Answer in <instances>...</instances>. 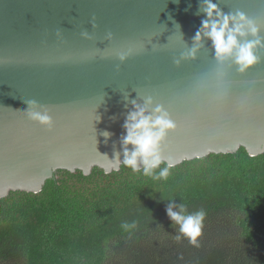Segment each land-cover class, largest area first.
<instances>
[{"label":"water","instance_id":"water-1","mask_svg":"<svg viewBox=\"0 0 264 264\" xmlns=\"http://www.w3.org/2000/svg\"><path fill=\"white\" fill-rule=\"evenodd\" d=\"M211 2L257 28L240 38L260 40L243 72L203 35L205 0H0V197L39 192L58 170L120 169L133 102L169 114L170 166L264 153V0ZM29 101L51 128L28 118Z\"/></svg>","mask_w":264,"mask_h":264},{"label":"trees","instance_id":"trees-1","mask_svg":"<svg viewBox=\"0 0 264 264\" xmlns=\"http://www.w3.org/2000/svg\"><path fill=\"white\" fill-rule=\"evenodd\" d=\"M181 205L205 212L197 244L168 215ZM0 264H264V153L240 147L149 175L58 170L39 192L0 197Z\"/></svg>","mask_w":264,"mask_h":264},{"label":"clouds","instance_id":"clouds-1","mask_svg":"<svg viewBox=\"0 0 264 264\" xmlns=\"http://www.w3.org/2000/svg\"><path fill=\"white\" fill-rule=\"evenodd\" d=\"M205 3L207 7L204 11L209 19L202 21L203 35L212 40L218 59L233 57L234 62L239 65V70L245 71L259 59L254 54V49L260 44V40L241 42L240 38L246 37L249 32L256 35L257 28L251 21L246 20L243 14H239V19L231 15L221 16L218 11H215L217 6L211 0H205ZM214 12L216 19L212 18ZM200 39L201 33L198 31L194 40L199 41ZM150 102L149 98L147 103ZM28 103V118L51 128L53 121L48 109L36 101H29ZM133 104L135 111L128 115L124 125L127 135L123 138L124 145L131 144L133 149L125 148L123 164L130 167L134 172L138 171L139 165L142 164L144 174L149 175L162 162L159 154L160 141L165 137L166 131L174 128L175 125L169 114L161 107L158 106L152 113H149L146 107L135 105V102ZM41 108L43 110H37ZM160 175L166 177L167 169H164ZM183 212V205H181L179 213L172 211L171 207L168 208V215L180 225V232L188 238L191 244H197V237L202 232L205 212L199 210L189 215H184ZM176 239L179 240L180 236H177Z\"/></svg>","mask_w":264,"mask_h":264}]
</instances>
